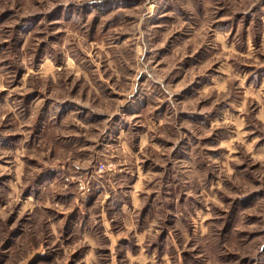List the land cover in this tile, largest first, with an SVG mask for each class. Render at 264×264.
Wrapping results in <instances>:
<instances>
[{
    "label": "rangeland",
    "instance_id": "374dc122",
    "mask_svg": "<svg viewBox=\"0 0 264 264\" xmlns=\"http://www.w3.org/2000/svg\"><path fill=\"white\" fill-rule=\"evenodd\" d=\"M0 264H264V0H0Z\"/></svg>",
    "mask_w": 264,
    "mask_h": 264
},
{
    "label": "built area",
    "instance_id": "2783aa9c",
    "mask_svg": "<svg viewBox=\"0 0 264 264\" xmlns=\"http://www.w3.org/2000/svg\"><path fill=\"white\" fill-rule=\"evenodd\" d=\"M107 164L104 162H98L92 170L86 171L84 173H76L66 178L73 187L80 194H89L93 191L94 181L101 176L103 173L107 172Z\"/></svg>",
    "mask_w": 264,
    "mask_h": 264
},
{
    "label": "crops",
    "instance_id": "0c3cea01",
    "mask_svg": "<svg viewBox=\"0 0 264 264\" xmlns=\"http://www.w3.org/2000/svg\"><path fill=\"white\" fill-rule=\"evenodd\" d=\"M82 196V194L80 195V197ZM83 196H84V194H83Z\"/></svg>",
    "mask_w": 264,
    "mask_h": 264
}]
</instances>
